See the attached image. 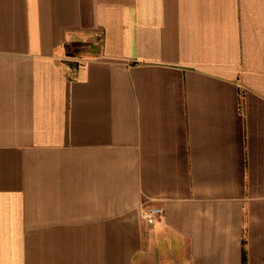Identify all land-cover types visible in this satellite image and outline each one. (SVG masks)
<instances>
[{
	"label": "crops",
	"instance_id": "1",
	"mask_svg": "<svg viewBox=\"0 0 264 264\" xmlns=\"http://www.w3.org/2000/svg\"><path fill=\"white\" fill-rule=\"evenodd\" d=\"M0 264H264V0H0Z\"/></svg>",
	"mask_w": 264,
	"mask_h": 264
},
{
	"label": "built area",
	"instance_id": "2",
	"mask_svg": "<svg viewBox=\"0 0 264 264\" xmlns=\"http://www.w3.org/2000/svg\"><path fill=\"white\" fill-rule=\"evenodd\" d=\"M163 214V209L160 207H153L149 210L148 215L152 218H157Z\"/></svg>",
	"mask_w": 264,
	"mask_h": 264
},
{
	"label": "trees",
	"instance_id": "3",
	"mask_svg": "<svg viewBox=\"0 0 264 264\" xmlns=\"http://www.w3.org/2000/svg\"><path fill=\"white\" fill-rule=\"evenodd\" d=\"M245 259H246V258H244V263H245Z\"/></svg>",
	"mask_w": 264,
	"mask_h": 264
}]
</instances>
